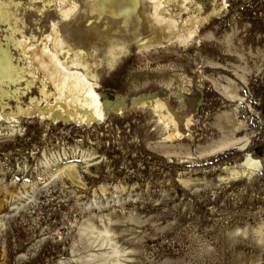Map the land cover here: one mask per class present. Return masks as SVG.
I'll return each instance as SVG.
<instances>
[{
    "label": "rangeland",
    "instance_id": "1",
    "mask_svg": "<svg viewBox=\"0 0 264 264\" xmlns=\"http://www.w3.org/2000/svg\"><path fill=\"white\" fill-rule=\"evenodd\" d=\"M16 1L29 34L40 35L55 18L50 10L34 21L27 0ZM101 1L95 9L91 3L95 27L86 39L104 50L106 18L110 28L117 23L110 0ZM197 1L207 19L193 42L143 49L152 29L131 15L129 52L99 69L112 99L153 90L171 95L178 109L181 95L180 113L194 120L190 137L166 143L149 112L83 130L22 122L16 138L0 139V264H80L88 250L83 224L111 214L120 218L111 224L117 239L141 248L131 264H264V230L255 232L264 228V0H227L218 17L208 16L211 0ZM82 14L63 32L83 24ZM4 32L0 23V39ZM86 149L96 154L87 168L49 180L45 154L80 162ZM246 155L260 162L258 175L227 180L224 167Z\"/></svg>",
    "mask_w": 264,
    "mask_h": 264
},
{
    "label": "bare ground",
    "instance_id": "2",
    "mask_svg": "<svg viewBox=\"0 0 264 264\" xmlns=\"http://www.w3.org/2000/svg\"><path fill=\"white\" fill-rule=\"evenodd\" d=\"M92 2V0H27L26 5L34 9L31 14L34 21L42 19L48 11H54L55 18L49 22L48 29L46 31L41 29L40 35H37L34 32L30 34L26 32L28 24L21 17V3L16 0H3V8L0 9L2 12L0 23L5 27L4 39H0V128L3 127L4 135L0 134V139L14 138L20 134L23 131L22 122L25 120L64 124L66 127L73 126L83 130L104 124L114 116L123 117L126 114L149 112L156 118L157 126L165 132L166 143L183 145L190 137L194 120L180 113L181 95L176 96L180 101L178 109L173 106L171 95L166 93L163 96L153 90L130 96L116 93L112 99L108 93L110 89L105 88L100 81L99 69L103 65L112 67L129 52L127 21L131 15L139 17L141 22L145 20L152 29L150 36L152 35L154 39L143 44L141 46L143 49L152 44H190L196 37H200L201 26L207 19V15L204 16L206 12L202 2L110 0L107 4L116 13L117 26L110 28V17L106 18L104 29L108 30L106 34L108 42L104 50V46L93 45L86 39V33L95 27L94 17L90 18ZM103 2L104 0L101 4ZM211 2L213 9L208 16L218 17L228 11V7H224L228 4L227 0ZM46 5L54 6L46 8ZM81 12L85 22L70 26L67 32H63L66 24L81 19L78 16ZM69 52L71 55H68ZM105 94L113 105L111 111L105 107ZM101 115L103 119H100ZM95 155L93 150H81L79 162L76 158L63 160V156L59 154L57 156L45 154L44 172L50 171L49 180L57 175L75 178L79 170L81 172L84 168L83 165L85 167L89 165ZM259 166L258 160L246 155L238 166H232L230 169L225 166L224 174L227 180L240 177L250 179L256 175ZM36 184L30 188L34 190ZM28 190L26 194L29 195L31 190ZM115 191L119 194L118 190ZM119 221L118 215L111 214L94 217L85 224L82 223L81 238L85 242L82 247L86 244L88 250L78 258L80 264H131L129 261L135 258L130 254L139 253L141 248L136 242L125 246L117 239L121 232L113 229L111 224ZM263 230L261 226L255 232L261 234ZM80 240L79 242H82Z\"/></svg>",
    "mask_w": 264,
    "mask_h": 264
},
{
    "label": "snow or ice",
    "instance_id": "3",
    "mask_svg": "<svg viewBox=\"0 0 264 264\" xmlns=\"http://www.w3.org/2000/svg\"><path fill=\"white\" fill-rule=\"evenodd\" d=\"M53 6L54 5H46L45 7L46 8H49V7H53ZM99 6H100V2H99V0H97V3L96 4H93L92 7L95 9V8H97ZM224 7L226 8L227 5H224ZM2 8H3V0H0V9H2ZM0 14H2V12H0ZM68 55H71V53L69 52ZM126 71H131V69H126ZM117 95H119V94H117ZM105 107H106V109L108 111H111L112 110V107H113L112 103L107 100L106 94H105ZM133 110H135V106L134 105H133ZM100 119H103V115L100 116Z\"/></svg>",
    "mask_w": 264,
    "mask_h": 264
}]
</instances>
